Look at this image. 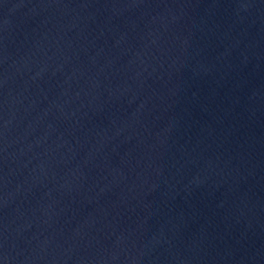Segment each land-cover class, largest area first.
Returning <instances> with one entry per match:
<instances>
[{
  "label": "water",
  "instance_id": "95a60500",
  "mask_svg": "<svg viewBox=\"0 0 264 264\" xmlns=\"http://www.w3.org/2000/svg\"><path fill=\"white\" fill-rule=\"evenodd\" d=\"M0 264H264V0H0Z\"/></svg>",
  "mask_w": 264,
  "mask_h": 264
}]
</instances>
